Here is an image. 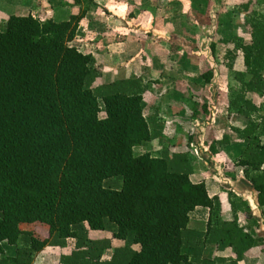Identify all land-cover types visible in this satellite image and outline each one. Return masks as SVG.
I'll list each match as a JSON object with an SVG mask.
<instances>
[{
    "label": "trees",
    "instance_id": "1",
    "mask_svg": "<svg viewBox=\"0 0 264 264\" xmlns=\"http://www.w3.org/2000/svg\"><path fill=\"white\" fill-rule=\"evenodd\" d=\"M259 3L239 0L234 8L247 13ZM67 4L78 9L62 20L11 14L0 24V264H32L68 240L73 248L57 264H237L259 243L238 220L247 204L209 197L203 181L191 182L188 154L170 153L162 124L144 115L140 78L94 85L95 58L71 45L93 1ZM234 49L244 70L234 73L233 106L248 121L234 129L242 153L225 164L242 170L263 210L264 116L251 117L262 108L246 96L264 90V22L252 19L247 42ZM154 141L159 154L135 153ZM197 207L208 209L203 229L189 226ZM113 240L122 245L112 248ZM209 246L214 254L206 257ZM227 250L226 258L216 255Z\"/></svg>",
    "mask_w": 264,
    "mask_h": 264
},
{
    "label": "crops",
    "instance_id": "2",
    "mask_svg": "<svg viewBox=\"0 0 264 264\" xmlns=\"http://www.w3.org/2000/svg\"><path fill=\"white\" fill-rule=\"evenodd\" d=\"M106 2L110 3H104L102 10L100 12L98 11L99 13L95 12L97 9H92L95 4L99 3H93V6L89 7L86 16L80 22L77 30L79 32L81 28H86L91 30L95 36L97 30L99 32H104L106 30L105 28L101 29L98 23L106 22L107 28L110 25L115 27V24H117L118 32L115 36L116 39L109 40L108 38H103L98 42L94 41L96 48H90V51L86 50V52L82 51V47L76 48L81 53L91 54L95 60L98 59V57L95 56L96 54H99L100 57L108 56L107 53H109V48V54L114 55V57L115 55L121 56V60H128L130 62L129 65L132 67L133 71L136 69L140 71L139 74L141 76L137 73H129L127 75L122 73L119 77H136L141 79L143 89L142 107L143 104L146 106L149 105L146 110L143 107L144 115L146 118L154 117L162 124V133L165 140L164 146L168 148L170 153L183 152L188 154L193 169L190 176L191 182L197 183L203 181L209 197L219 195L221 200L225 201V196L230 194L232 200H240L242 203L247 204L249 213H247L242 206L238 207V220L240 225L257 239L259 243L256 247L249 250L237 264H264V208L263 210L259 208L257 195L242 176L241 169H235L231 172L225 170V163L236 159L244 149V142L241 137L234 132V129L242 130L246 126L248 118L232 110L234 107V92L232 88L235 89L239 85L236 81L235 83L233 82L234 85L233 83L227 82L222 85L225 89V94L223 93V95H221V93L219 96H223L224 98V104H226L225 112L217 115L216 112L218 110L214 109L215 113L213 111L214 114L212 113V117H210V113H208V115L206 112L205 114L208 116L200 117V112L197 113L193 106L195 103L197 104L196 101H200L198 96L202 94L199 90V86L201 85L198 83L194 85L190 80L186 81L181 78V72H188V70L192 71L195 66L192 62H189V57L188 59L183 57L184 49L180 48L179 51L175 50L179 46L178 42L185 40V36L180 34V30L177 31L176 28L174 30L171 27L172 21L166 22L165 20V16H167V14L170 15L169 10H171L172 6L174 4L178 6L179 3H168L163 5V8L156 9L152 3H136V1H134L135 3H130L129 0H106ZM189 4L191 6H197V4L192 1ZM263 6L264 3H259L256 8L260 7L261 9L264 8ZM171 11H173V8ZM106 13L110 14L107 18L104 17ZM161 13H163V17H161ZM173 14L175 17H172L176 22L177 14H175L174 11ZM166 29H171L172 31H166ZM141 32L143 33L142 35L140 34ZM83 36L85 37V35ZM80 39L82 40V37L76 35L73 41H80ZM93 39L97 38L94 37ZM170 49L171 51L175 50V54H170ZM237 60H239L238 57ZM169 64H171V72H176V74L180 72L177 75L183 82L185 81L184 83H178L170 79L174 73H169L165 69V66ZM234 68L238 72L239 70L241 71L239 67L234 66ZM146 78L151 80V83L147 85L144 84V79ZM210 83L209 84L214 88H217L216 91H212V96L210 97L212 101L205 98L202 102L208 105L213 102V105L216 107L219 106L221 102L220 97L216 95L218 87L221 85L219 81H215V79ZM185 84L191 87V91H181ZM226 89L228 91H226ZM151 95H157L156 99L153 100ZM246 99L252 101L256 107L263 106L264 90L260 94H248ZM159 101L166 104H163V111L164 107H166L164 112H168L172 116H170L171 118L167 121L161 118L160 112L162 109L158 104ZM170 104H174V106L177 104L188 105L189 107H185V111L182 115L179 110L182 109L180 106H178L179 109L175 111V107H167ZM188 108L191 113L190 115H187ZM261 111L263 112L259 113L261 114L260 116L263 117L264 110L262 109ZM257 118H259V115H257ZM206 122H209V124L212 122L213 124L208 125ZM209 133L211 138L208 137ZM259 135L261 142L264 144V128L259 130ZM223 137H226L227 141L219 145L218 142L221 141ZM152 144L155 145L156 149L153 150ZM149 146H151L150 150L143 149L141 153L149 151L157 155L159 154L157 152L161 151L160 145L155 141ZM222 219L225 221H230L232 219V214L227 208L223 209ZM207 220L208 209L206 208L197 207L189 214V226L195 229H197V227L198 229L202 228L201 225L205 226ZM2 246L6 256H12L14 254V249L12 247L9 246V249L6 250L4 244H2ZM209 249V253H206V257H211L214 254L212 248ZM228 254L229 250L223 253H216L217 256L225 258ZM218 264L229 263L221 262Z\"/></svg>",
    "mask_w": 264,
    "mask_h": 264
},
{
    "label": "rangeland",
    "instance_id": "3",
    "mask_svg": "<svg viewBox=\"0 0 264 264\" xmlns=\"http://www.w3.org/2000/svg\"><path fill=\"white\" fill-rule=\"evenodd\" d=\"M93 1V0H92ZM95 1V2H94ZM93 3H99L95 4L92 9H97L95 12H100L102 10V6L104 3H110L106 2V0H94ZM130 3H152L153 6L156 7V9L163 8V5L168 3H179L178 6L176 4H172L173 11L176 15V22L174 21V16L172 8L169 10L170 15L167 14L165 16L166 22L172 21V28L177 31L180 30V34L185 36L184 41H179V46L176 51H179L180 48L183 50V57L187 58L189 57V62H192V64L195 66L194 69L188 70V72H181V78L183 80H190L194 85L196 83L200 84L199 90L202 92V94H199V100L196 101L197 104H194V109L197 111V113L200 114V117L202 116H208L210 113V117H212V113L215 110H218L216 113L219 115L220 113L225 112L226 110V104H224V98L223 93L225 94V89L222 87L224 83H235L237 78L235 77L234 73L238 72L235 70L234 66L241 68L242 72L244 70L243 68V61L242 56L239 54V52H236L234 49V45L237 42H247L248 40V34H249V25L252 19L257 18L260 21L264 22V8L260 7L256 8L257 5L251 6L250 10L247 13H241L238 12L235 8V2L239 0H129ZM196 3L197 6H191L189 3ZM75 0H0V24H3L6 18L11 15H27L31 14L41 22H44L48 19L53 20H62L68 17V14L70 12L75 13L76 9L78 7H73V4ZM261 3H264V0H261ZM93 6V5H92ZM264 7V6H263ZM159 11V10H156ZM98 12V13H99ZM161 17H163V13H161ZM110 14H107L104 17H108ZM160 15V12H159ZM175 17V16H174ZM100 22V21H99ZM99 27L101 29L105 28L106 30L104 32H99L98 30L95 33V36L93 35V32L91 30H88L86 28H81L80 31L76 35H80L82 37V40L80 41H73L71 45L83 49V52L90 51L91 49H95V43L94 41L98 42L103 38H108L109 40H115L116 34L118 32V25L115 24V27L109 26L107 28L106 22H100L98 23ZM86 29V30H84ZM165 30V29H164ZM166 31H172L171 29ZM115 34V35H114ZM143 34L142 32L140 33ZM85 35V37L83 36ZM93 35V36H92ZM96 37L97 39H93ZM79 38V37H78ZM84 40V41H83ZM182 43V44H181ZM175 48V47H174ZM175 50L171 49L169 50L170 54H175ZM108 52L110 53V50L108 48ZM231 52V53H230ZM104 53V52H103ZM107 53L108 56L106 57H100L99 54H96L95 56L98 57L96 60V67L101 73V77L95 82V86L104 82V81H110L119 79L120 75L124 73L125 75L129 73H137L139 76H141L139 73V70H134L129 65L130 62L128 60H121V56L111 55ZM169 54V55H170ZM104 55V54H103ZM114 57V58H113ZM237 57L239 60H237ZM171 64L168 66H165V69L169 73ZM178 68V67H177ZM224 71V72H223ZM180 72H177L179 74ZM209 73L211 78L208 82H206L204 75ZM176 74V72L173 74V76L170 77V79L177 81L178 83H184L182 79ZM216 74V75H215ZM104 75V76H103ZM215 75V77H214ZM219 81V84L221 85L218 87V92H216L220 97V104L219 106L213 105V102H211L209 105L204 104L202 101L207 98L209 101H212L210 98L212 96V91H216L217 88H214L212 85H210L211 81ZM144 84L151 83V80L144 79ZM210 83V84H209ZM233 83V85H234ZM204 85V86H202ZM214 88V89H213ZM181 90V89H180ZM232 90H236L232 88ZM181 91L189 92L191 91V87L184 85ZM199 91V92H200ZM226 91H228L226 89ZM237 92L234 91V95ZM164 94V93H163ZM162 94V95H163ZM180 95V94H179ZM157 95H151V98L154 100L156 99ZM159 97V96H158ZM197 98V97H196ZM160 99V98H159ZM234 102V97H233ZM148 103V102H146ZM150 104V103H149ZM162 109L160 112L161 118L164 119V121L169 120L172 116L168 112H164L166 110V107H164L163 111V104L159 101L158 103ZM196 105V106H195ZM228 105V104H227ZM182 109H179V107ZM144 109H148L149 105L143 104ZM167 107H175L176 110H180V113L183 115L185 111V107H189L188 105H175L170 104ZM263 109V106H260ZM210 109V110H209ZM233 111L236 112V108H232ZM228 111V108H227ZM192 112V111H191ZM205 112L208 114H205ZM263 112V111H261ZM260 112V113H261ZM215 113V111H214ZM213 113V114H214ZM252 114L253 119H258L257 115L261 114ZM170 114V115H169ZM190 115L189 108L187 109V115ZM171 116V117H170ZM169 117V118H168ZM204 119V118H202ZM208 125L213 124L212 122L209 124V122H206ZM215 123V121H214ZM215 125V124H214ZM261 129V128H260ZM209 138H211V135L209 133ZM153 150L156 149L155 145L152 144ZM151 146H146V148H143L145 150H150ZM140 147L135 148V153L138 154L143 149H139ZM231 162V161H230ZM226 166V164H225ZM228 172H231L227 167L226 169ZM203 229L204 226L201 225ZM198 229V227H197ZM32 230H34L37 234L46 236V232L39 229L38 227H34ZM109 237V235L107 234ZM74 242L72 240L67 241L66 248H58V247H46L41 253L37 254L32 264H57V261L59 257L63 254H68L71 249L73 248ZM122 243L118 241H112V248L121 246ZM4 247L6 250L9 249V246L7 244H4ZM209 248H212V246L206 247L204 251V255L206 256V253H209ZM213 250V248H212ZM9 252V251H8ZM214 252V251H213ZM112 253V249L105 251L104 258H109ZM229 256V254H228ZM227 256V257H228Z\"/></svg>",
    "mask_w": 264,
    "mask_h": 264
}]
</instances>
